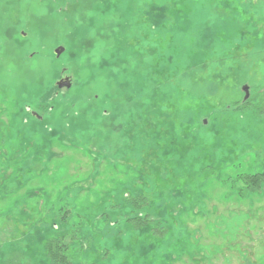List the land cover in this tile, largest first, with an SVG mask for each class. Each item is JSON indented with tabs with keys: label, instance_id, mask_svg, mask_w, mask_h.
<instances>
[{
	"label": "rangeland",
	"instance_id": "rangeland-1",
	"mask_svg": "<svg viewBox=\"0 0 264 264\" xmlns=\"http://www.w3.org/2000/svg\"><path fill=\"white\" fill-rule=\"evenodd\" d=\"M153 1L165 55L202 71L148 95L150 0H0V264H52L70 225L71 264H264V0ZM157 128L162 190L135 171L163 169L136 147Z\"/></svg>",
	"mask_w": 264,
	"mask_h": 264
},
{
	"label": "trees",
	"instance_id": "trees-1",
	"mask_svg": "<svg viewBox=\"0 0 264 264\" xmlns=\"http://www.w3.org/2000/svg\"><path fill=\"white\" fill-rule=\"evenodd\" d=\"M150 2H151V11L150 12H151V20L152 21H150V27L147 30V32L145 33V37L148 40H150V42H151L152 38L158 36V38L156 40H154V42L158 43L160 45L161 49L158 48V44L151 42L154 45L155 49H152L150 51V54L153 55V57L156 60V63L145 58L142 54L137 53V58L143 59L144 60V62H143L144 68L145 69L147 68L146 69V76L144 77V87L147 88L148 95L153 94L152 91H155L156 86L159 89L168 90L171 85L176 83L178 78L183 79L185 76H187V81H193L195 76H197V74L194 73V69H198L200 72L202 71V65L199 67H192V66L181 67L180 65L173 63L174 58L171 55H167V56L165 55V51H166L167 47L172 46L171 38H169L164 43L163 41L160 40L159 37L161 35H165L170 30V28H168L167 25L164 24L162 21L163 7L160 4L154 2L153 0H150ZM78 33H80V32H78ZM62 40H64L67 44L70 43V41H68L65 38H62ZM172 72H174L173 77H171V75H170V73H172ZM54 86H55V84H54ZM131 95H132V93L127 95L126 97L127 98L129 97V99H132ZM99 101H101V99ZM27 108L25 109L26 112H27ZM30 111H29V113H30ZM152 115L155 118L154 125H157V123H158V121L156 119L157 117L154 114L148 113V118H149L148 126L150 123L151 124V126H149L150 129L152 128V125H153V123L150 119ZM199 123H200V121H199ZM202 123H203V121H202ZM202 123H200V125H202ZM156 130H157V132H156ZM155 132H156L155 134L154 133L152 134L153 137L155 138L153 148H152V146L142 148L140 145H137L136 147H137L138 152L143 153V152H145V150H148V153L150 155H152V157L155 160H159L160 164H162L164 166L163 169L158 170L157 168L152 166L147 161H137V166L135 168V171L137 173H139V175H141V176L147 175L148 177L152 178V180H156L158 182V184L153 182L155 188L157 190H162L167 185V181H168V177L171 173V169H175V168L179 167V161L178 160L173 161L169 157V150H168L169 144L162 140L163 137H165V136H163L159 132L158 128L155 129ZM63 133L65 134V131H63ZM54 142H56V141H50L49 140L50 144H52ZM131 145H134V141L131 142ZM49 146L50 145H47V148H49ZM102 146H103V144H102ZM98 148H99V146H98ZM91 155L94 159H98V160H100V159L105 160L106 156H107V154L103 151V148L102 149L99 148L98 153H94ZM263 175H264L263 172H257V173L248 175V178H249L251 184L256 189L260 187V183H261V179L263 178ZM132 219L134 220V218H132ZM129 220H131V219H129ZM71 226L72 225L67 226L65 229H62L61 227L57 228V231L55 232L57 234V238H59L57 241V246L49 247L50 244L48 242L47 247H46V251H47V254H49V259H50V262L52 264H71V262L68 258V255L65 254V251L63 250L64 246H63V244H61L62 242L60 241L64 237L69 238L71 236L73 237V238H71V240L76 239V237H77L76 230L71 228ZM148 227H150V226H147L146 229L148 232H150L151 229L150 228L148 229ZM142 228H143V226H142ZM130 229L131 230H138L136 228L135 224L132 222L130 225ZM86 239H87V237H86ZM55 242H56V240H55Z\"/></svg>",
	"mask_w": 264,
	"mask_h": 264
},
{
	"label": "water",
	"instance_id": "water-1",
	"mask_svg": "<svg viewBox=\"0 0 264 264\" xmlns=\"http://www.w3.org/2000/svg\"><path fill=\"white\" fill-rule=\"evenodd\" d=\"M21 35H24V33H21ZM64 51V46L58 45L57 47L54 48L53 53L55 54L56 57H58L62 52ZM55 86L58 88H69L71 86V78L68 75H65L61 77L59 80L55 81ZM241 90L244 92L243 99H247L249 97V91H248V85L243 84L241 86ZM30 114L38 119H41V116L37 114V112L31 110ZM206 120H203V123H205Z\"/></svg>",
	"mask_w": 264,
	"mask_h": 264
}]
</instances>
